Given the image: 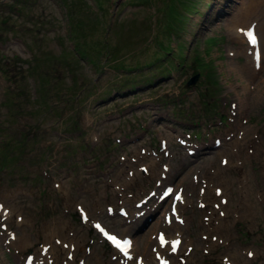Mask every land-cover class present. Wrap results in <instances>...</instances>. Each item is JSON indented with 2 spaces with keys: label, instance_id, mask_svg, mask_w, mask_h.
Instances as JSON below:
<instances>
[{
  "label": "rangeland",
  "instance_id": "obj_1",
  "mask_svg": "<svg viewBox=\"0 0 264 264\" xmlns=\"http://www.w3.org/2000/svg\"><path fill=\"white\" fill-rule=\"evenodd\" d=\"M190 1L0 0V264H264V56L229 32L251 5ZM160 48L169 68L147 66Z\"/></svg>",
  "mask_w": 264,
  "mask_h": 264
},
{
  "label": "bare ground",
  "instance_id": "obj_2",
  "mask_svg": "<svg viewBox=\"0 0 264 264\" xmlns=\"http://www.w3.org/2000/svg\"><path fill=\"white\" fill-rule=\"evenodd\" d=\"M261 1H264V0H246L245 2L246 3H244L243 5H251V7H250V10L248 9H244V8H240L239 10H240V13L244 10V12H243V14H244V19L245 20H247V21H245V23H247V25H244V27H242V29H240V30H237L236 29V27H238L239 25H236V26H231V27H229V28H231V30H229V32L231 33V34H234L235 35V37L238 39V41H240V42H244V44H245V40H244V36H245V32H249V29H254V27H255V25H256V23L253 21L255 18H253L254 16H257V15H260L262 12L260 11V5H261ZM244 2V1H243ZM263 9V8H262ZM253 16V17H252ZM241 17V16H240ZM258 18V17H257ZM236 19H239L238 18V16L236 17ZM248 19H249V21H248ZM241 20H242V18H241ZM261 23V22H260ZM258 25V24H257ZM261 25V24H260ZM257 31V30H256ZM254 33H255V30H254ZM257 33H256V42L258 43V38H257ZM258 46H257V51H258V54H259V56H258V58H257V60H258V64L260 65L259 67L261 68V64H260V62H261V58H262V56H264V54L262 53V52H260V49H259V46H260V43H258L257 44ZM253 46L251 45V46H249V45H247L246 44V46H245V50L244 51H246V53H250L251 54V57H250V65H252V67L251 68H255V63H253V62H255V59H253V48H252ZM243 65H246V66H248L247 64H243ZM259 67H258V70H259ZM234 70H236V72L238 71V69L236 68V67H234L233 68ZM234 138L233 139H235V140H239V139H241V136L240 135H237V134H235L234 133V136H233ZM246 149V148H245ZM247 151H248V149H246ZM247 151H246V153H247ZM222 160H224L226 163H224V165H223V168L222 169H234V166L235 165H233V166H231L230 164H229V160L228 159H226V157L225 158H222ZM166 167H167V169H166ZM145 169V171H147L148 172V169H147V167L146 168H144ZM164 170L166 169V171H169V167H168V165L167 166H165L164 168H163ZM144 171V172H145ZM240 172H241V170H240V167H237L236 168V176L239 178L240 177ZM167 175V174H166ZM178 189H176V191H177ZM210 193H212L211 192V190L209 191ZM214 192H215V194L217 195V193L218 192H216V190H214ZM177 194H178V196L177 197H179V199H177V197H176V199H173V203L174 204H176V206H174L171 210L172 211H170V207H169V209H167V212H163L162 214H161V216L163 217L162 218V220L164 221V222H168L169 221V217H170V215L169 214H171V213H174V215L176 214V211H177V206H178V204H179V202L181 203L183 200H184V194L181 192V191H177L176 192ZM200 193L202 194L201 196H204V193H205V190H204V187L200 190ZM1 203V202H0ZM2 205H4L3 203L2 204H0V218H2L3 217V219L4 220H7L8 219V217H10V215L12 214V212H13V209H11V210H7L6 208H4ZM173 215V214H172ZM224 215L225 214H221V216H223L224 217ZM234 216L235 217H237V218H241V216H243V218H244V215L243 214H241V212L240 213H236V214H234ZM16 219L17 218H15V221H16ZM179 221H181V220H179ZM19 222V220H17L16 221V223H18ZM170 223V225H171V222H169ZM165 225V224H164ZM212 229L214 230V229H216V227H212ZM10 235V234H9ZM11 235H13V234H11ZM160 237H162L163 238V243L161 244V245H165L166 244V246L167 247H169V242H170V240H172V239H175V238H172V237H170V238H168V239H166L165 237H163V236H160ZM8 240H10L11 242H12V240H13V243L15 244V242H16V237H12V236H10V237H8L7 238ZM52 239V238H51ZM54 239H56V240H58L55 236H53V239L52 240H54ZM6 241V240H5ZM57 243H59V242H57ZM155 243L157 244V246H158V244L159 243H157L156 242V240H155ZM60 245V244H59ZM68 246H70L71 247V251L73 250V246H71L70 244H67ZM131 245H132V243H129V246H128V251L130 250L131 251ZM179 248H180V245H177V249H175L174 250V252L176 251V253L178 252V250H179ZM42 249H40V251H41ZM71 251H68V253H73V252H71ZM65 252H67V251H65ZM69 255V254H68ZM72 257H73V254H72ZM160 260H162V258H160L159 260H158V262L160 261Z\"/></svg>",
  "mask_w": 264,
  "mask_h": 264
},
{
  "label": "trees",
  "instance_id": "obj_3",
  "mask_svg": "<svg viewBox=\"0 0 264 264\" xmlns=\"http://www.w3.org/2000/svg\"><path fill=\"white\" fill-rule=\"evenodd\" d=\"M189 5H192L191 1H190ZM165 11H167L166 16H164ZM161 16L163 17L162 21L160 20L162 22V23H160L161 29H159L161 31V33L164 34L168 38L172 37V38L179 40L180 39L179 33L187 27L186 20L184 19L185 17H182L180 19L177 18V16L174 15V13L170 7L167 8V10L165 8H163V10L161 11ZM160 25L158 24V27ZM104 43H105L104 40H102L100 43L101 47L100 48L98 47L99 49L95 50V51H97V54H100V52H103L102 51V45H104ZM159 51H160V53L158 55L154 51V56L151 57V60H149V62L147 63V66H149V65L154 66L155 64L161 66L163 64L162 61L165 60L164 62H165V64L167 63L166 65L169 68L168 63H170V60H172L173 58L169 57V54L166 51V49L162 50V48H160ZM86 56H88V55L86 54ZM86 56L81 58V60L84 61V58H86ZM174 67L175 68L179 67V63H176V65ZM149 83H150V80H147L146 84H149Z\"/></svg>",
  "mask_w": 264,
  "mask_h": 264
},
{
  "label": "snow or ice",
  "instance_id": "obj_4",
  "mask_svg": "<svg viewBox=\"0 0 264 264\" xmlns=\"http://www.w3.org/2000/svg\"><path fill=\"white\" fill-rule=\"evenodd\" d=\"M247 35L249 36L250 40H252L253 43H255V40H254V37H253V34L251 32H248ZM177 199H179V197H177ZM112 239V238H110ZM161 241L163 243V238H161ZM119 246V245H117ZM173 247L175 248V245H173ZM251 255V254H250Z\"/></svg>",
  "mask_w": 264,
  "mask_h": 264
},
{
  "label": "water",
  "instance_id": "obj_5",
  "mask_svg": "<svg viewBox=\"0 0 264 264\" xmlns=\"http://www.w3.org/2000/svg\"><path fill=\"white\" fill-rule=\"evenodd\" d=\"M194 79H195V76H192L191 80L188 83L192 82V80Z\"/></svg>",
  "mask_w": 264,
  "mask_h": 264
}]
</instances>
